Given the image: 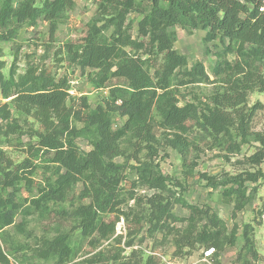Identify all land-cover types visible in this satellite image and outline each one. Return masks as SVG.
<instances>
[{
    "label": "trees",
    "instance_id": "16d2710c",
    "mask_svg": "<svg viewBox=\"0 0 264 264\" xmlns=\"http://www.w3.org/2000/svg\"><path fill=\"white\" fill-rule=\"evenodd\" d=\"M90 1L97 5L96 15L87 24L82 43L68 44L67 53L68 62L82 73L90 70L86 76L93 89H107V96L94 108L85 96H70V81L66 76L57 79L45 67H27L16 79L13 68L6 76L0 73L2 99H10L9 103L17 112L31 116L38 123L34 135L42 147L54 151L51 162L56 164L55 180L43 187L32 179L34 171L27 169L31 166L27 161L14 170H2L5 194L0 193V235L14 224L17 213L23 209L28 213L32 209L43 221L50 217L59 221L66 218V211L52 210L49 204L64 201L72 187L81 184L79 199L87 203L76 207L72 214L79 219L82 238H91L94 234L103 240L113 237L116 223L123 217L129 246L139 233L142 220L137 215L130 218L121 211L125 192L137 187L164 191L167 179L152 159L139 161L131 167L115 163L113 159L118 155L119 142L129 137L137 138L152 154L151 144L156 141L154 129L158 128L170 131L175 144L184 148L188 146L186 123L191 120L212 140L226 136L231 140L230 128L235 124L244 137L253 109L239 112L238 107L254 88L264 91V77L255 65L258 61L264 66V12L260 11L264 0ZM144 3L147 6L140 11L138 31L146 42L141 43L132 40L123 26L127 14L139 10ZM74 6V0H0V42L14 40L18 25L26 24L27 29L33 31L38 21L47 24L52 37L64 12ZM101 20L108 23L105 26L113 28L109 35L98 26ZM174 27L188 33L204 31L206 43L219 40L224 45L221 59L212 73L215 77H223L230 89L215 93L212 107L202 113L189 103L180 106L174 93V84L182 87L209 82L201 61L189 66L187 57L174 48L177 41ZM126 48L145 49L147 57H134ZM231 54L235 55V61L226 60ZM113 80L120 83L110 85ZM9 103L0 107V116L6 121L11 116ZM230 110H234L237 121L229 115ZM114 115L124 120L116 129L113 128ZM75 122L82 123L83 127L76 130ZM7 127L10 134L19 130L16 121ZM77 133L89 138V151H81L76 145ZM127 169L134 171L136 179H127ZM203 178L212 188L232 184L221 194L225 203L233 204L232 217L250 200L239 178L220 183L206 175ZM20 183L23 185L19 187ZM7 188L12 191L7 192ZM23 188L27 197L19 202L17 197ZM33 190L38 193L36 197L32 195ZM175 202L188 212V216H176L168 201L155 199L151 202L153 209L148 219L151 231L173 232L177 255H190L198 247L213 249L212 260L219 264L217 258L221 252L235 246L236 228L228 230L225 222L209 207L188 203L180 195ZM110 214H115V220L104 222V216ZM133 220L135 223L131 226ZM174 223H182L183 227L174 230L171 227ZM131 228L135 232L132 233ZM241 237L243 244L238 257L246 262L245 257L249 256L257 260L253 264L258 263L253 228L244 225ZM77 251L68 235L59 234L51 239L43 238L35 249V256L42 262L67 264ZM8 256L0 247V264H10ZM153 259L147 256L146 264H153ZM85 263L103 264L100 254Z\"/></svg>",
    "mask_w": 264,
    "mask_h": 264
},
{
    "label": "rangeland",
    "instance_id": "374dc122",
    "mask_svg": "<svg viewBox=\"0 0 264 264\" xmlns=\"http://www.w3.org/2000/svg\"><path fill=\"white\" fill-rule=\"evenodd\" d=\"M73 9L66 10L64 17L57 24V29L52 37L49 36L48 26L45 22L38 21L36 29L30 31L26 24L16 26L17 37L11 42H0V73L4 76L13 68L15 79L23 75L27 67H45L49 69L57 79L66 76L69 79L70 96H85L91 108H94L107 96V89L95 90L87 79L90 70L80 71L75 65L68 62L67 45H80L87 33V24L95 17L97 5L90 0H74ZM144 3L139 10L130 11L124 22L123 29L132 40L145 43L138 31V23L142 18L141 10L146 8ZM108 23L101 20L102 32L109 35L113 28L105 26ZM177 33V41L174 48L184 54L191 66L197 61L204 65L205 72L209 76V82L176 86L174 93L180 106L189 103L202 113L212 107V96L215 93L228 92L230 85L223 77L213 76L212 69L221 59L224 45L215 40L206 43L205 32L195 30L190 33L173 28ZM134 57L146 58L147 50L126 48ZM227 61H235L234 54L226 56ZM258 73L264 77V66L256 61ZM120 83L113 80L110 85ZM9 100H3L0 92V107ZM255 107V108H254ZM253 109V115L248 124L246 136L241 137L237 125L230 128V139L218 137L212 140L201 131L191 120L186 123L188 127V146L179 148L175 144L173 134L170 131L155 128L156 141L152 143L153 153L149 152L142 140L134 137L123 139L119 142L118 155L113 159L115 163L125 164L128 167L137 165L139 161L152 159L158 163L159 168L166 177L167 190H151L147 187H137L125 192L124 204L121 211L141 217L139 233L133 237L132 243L127 246L126 224L120 217L115 226V235L109 239H100L97 234L91 238L83 239L78 226L79 219L72 212L79 205L87 203L79 199L82 190L81 184H76L69 191L62 202L50 203L49 207L56 211H66L68 215L62 220L48 218L43 221L39 214L31 209V212H18L14 224L5 228L0 235V247L8 253L10 264H53V261L42 262L35 256V249L43 238H53L59 234H66L70 238V244L78 251L73 260L67 264H86L91 257L100 254L103 264H146V257L153 256V264H207L202 260L203 247L193 250L190 255H177L174 233L168 231H151L149 218L152 211L151 202L159 200L168 201L171 211L178 217L185 218L188 212L175 202L180 195L185 201L201 207H209L221 218L228 230L235 227L237 239L234 247L225 248L218 256L219 264H253L257 260L246 256V262L239 258L238 254L243 244L241 237L244 225L253 228V240L255 250L258 253L259 262H264V91L256 88L246 94L245 100L238 107L239 112H248ZM11 113L6 121L0 116V193L4 184L2 170H14L17 165L27 161L31 166L27 169L34 171L32 179L41 187L56 178V164L52 163L54 151L44 148L34 133L38 129V123L28 115L15 110L12 104H8ZM233 121H237L234 110L229 113ZM113 128L120 127L124 120L113 116ZM17 122L19 130L15 134L8 133V125ZM236 123V122H235ZM76 130L83 127L82 123H73ZM76 145L81 151L87 152L91 146L89 138L77 133ZM219 143V144H218ZM127 179L132 181L136 175L132 169L126 170ZM203 175L211 177L215 182L231 181L239 178L243 187L247 189L249 202L241 211L232 217L233 204L223 201L221 194L223 189L232 184L212 188L208 185ZM253 176V177H252ZM255 180H253V179ZM23 183L19 184V187ZM236 187L235 185H233ZM184 189V190H183ZM12 188H7V192ZM182 192V193H181ZM181 193V194H180ZM33 190V197L37 196ZM27 197L25 188L18 194V201L22 202ZM27 204H24L26 207ZM115 214L104 216V222L114 221ZM59 221V222H58ZM135 220L130 223L133 226ZM174 230L183 227L182 223L171 224ZM132 233L135 232L131 228ZM97 239V240H96ZM214 264V261H212Z\"/></svg>",
    "mask_w": 264,
    "mask_h": 264
},
{
    "label": "built area",
    "instance_id": "2783aa9c",
    "mask_svg": "<svg viewBox=\"0 0 264 264\" xmlns=\"http://www.w3.org/2000/svg\"><path fill=\"white\" fill-rule=\"evenodd\" d=\"M260 11L264 12V5L260 8ZM213 252H214L213 249L202 250V253H203L202 260L207 264H213L212 263ZM256 264H264V262L262 261V262H258Z\"/></svg>",
    "mask_w": 264,
    "mask_h": 264
}]
</instances>
